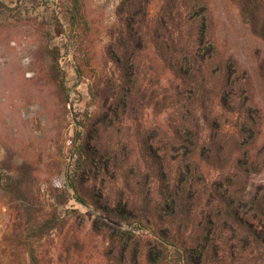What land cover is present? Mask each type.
<instances>
[{"label":"trees","instance_id":"1","mask_svg":"<svg viewBox=\"0 0 264 264\" xmlns=\"http://www.w3.org/2000/svg\"><path fill=\"white\" fill-rule=\"evenodd\" d=\"M233 1L264 39V0ZM149 2H120L107 49L116 70L106 64L90 77L94 109L80 122L74 175L57 197L104 208L92 228L102 221L116 264H264V182H253L264 170V111L254 76L218 43L211 0H161L155 15ZM65 11L71 30L87 23L80 0ZM145 109L164 119L146 125ZM86 178L103 207L83 195ZM22 180L18 190L1 183L21 200L8 247L13 262L24 252L27 264H43L34 242L54 219L36 221Z\"/></svg>","mask_w":264,"mask_h":264},{"label":"rangeland","instance_id":"2","mask_svg":"<svg viewBox=\"0 0 264 264\" xmlns=\"http://www.w3.org/2000/svg\"><path fill=\"white\" fill-rule=\"evenodd\" d=\"M120 2L80 0L87 23L80 20L73 31L64 17L69 0H0V264H27L24 252V262H13L8 247L20 225L15 209L21 200L1 184H10L8 191L18 190L15 179L20 176L21 190L34 202L36 221L54 219L52 228L34 242L43 264H116L102 221L92 228V222L105 216L104 208L86 207L74 197L62 204L57 189L74 175L72 143L77 131H84L80 122L94 109L90 77L106 64L109 71L116 70L107 49L119 27ZM160 5L161 0H150L152 15ZM211 6L218 43L253 74L256 98L264 111V78L259 69L264 63V39L243 21L233 0H211ZM57 17L63 32L58 31ZM88 59L91 67L86 65ZM143 113L146 125L147 118L149 122L164 119L147 115V109ZM127 122L122 126L123 138L130 134ZM258 146L264 153V124ZM78 182L86 199L103 207L94 194L93 180ZM253 182H264V170L253 173Z\"/></svg>","mask_w":264,"mask_h":264},{"label":"water","instance_id":"3","mask_svg":"<svg viewBox=\"0 0 264 264\" xmlns=\"http://www.w3.org/2000/svg\"><path fill=\"white\" fill-rule=\"evenodd\" d=\"M68 185H69V183H68ZM70 187V186H69ZM70 190L73 192V193H75L74 192V190L70 187ZM82 203V202H81ZM83 205H85L86 207H89L88 205H86V204H84V203H82ZM125 229H128L129 227H124Z\"/></svg>","mask_w":264,"mask_h":264}]
</instances>
